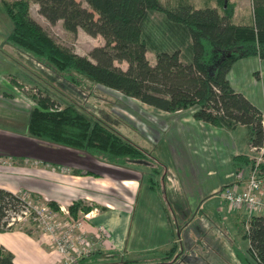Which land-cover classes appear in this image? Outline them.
<instances>
[{
	"label": "trees",
	"instance_id": "obj_1",
	"mask_svg": "<svg viewBox=\"0 0 264 264\" xmlns=\"http://www.w3.org/2000/svg\"><path fill=\"white\" fill-rule=\"evenodd\" d=\"M0 0L12 23L6 39L35 59L61 72L76 86L97 83L157 109L175 112L192 109L196 120L233 129L244 126L249 134V149L264 142L262 112L243 94L235 91L227 78L238 59L258 56L264 59V0H252V20L235 23L237 4L230 0H211L196 7L192 0ZM31 4L45 20H61L67 32L81 29L103 43L87 54H79L58 43L30 14ZM157 14L158 20L153 19ZM148 53L152 54L151 62ZM125 63V66L119 64ZM258 76V74H256ZM35 80V79H34ZM30 97L35 100L28 116L30 137L87 152L103 163L126 166L130 161H151L149 153L123 138L113 127H106L78 109L74 103L53 98L36 83ZM149 160V161H148ZM236 165L254 160L242 154L233 157ZM264 169V165L261 166ZM250 169V170H249ZM74 174L80 173L72 170ZM160 170L151 169L157 176ZM151 186L157 188L158 178ZM30 195V194H29ZM35 202L59 211V205L33 194ZM24 204L19 194L0 188V233L23 230L31 236L35 224L29 217L25 228L9 214ZM94 206L83 201L67 208L89 212ZM247 212V213H246ZM239 222L246 251H236L243 264H264V210L249 213ZM176 250L174 243L166 254ZM93 254L79 258L83 264ZM167 258V256H166ZM0 264H14L12 253L0 246Z\"/></svg>",
	"mask_w": 264,
	"mask_h": 264
},
{
	"label": "crops",
	"instance_id": "obj_2",
	"mask_svg": "<svg viewBox=\"0 0 264 264\" xmlns=\"http://www.w3.org/2000/svg\"><path fill=\"white\" fill-rule=\"evenodd\" d=\"M6 37L5 33L0 35V119L12 117L21 122V114H26L28 121L35 100L15 88L21 90L23 84L36 81L37 75L25 72L27 66L18 63L16 52H7ZM149 59L154 61L153 56ZM227 78L235 91L264 114V59L249 56L236 60ZM137 105L135 114L129 112L127 123L140 133L151 161L111 165L84 151L0 129V188L14 194H36L63 207L77 200L97 207L99 213L84 218L82 229L91 236L101 233L100 228L106 231L105 244L98 246L101 249L131 255L172 247L179 238V222L188 225L207 206L214 208L217 199L213 212L225 209L220 191L235 181L237 172L246 174L250 165H236L233 160L234 156L250 154L249 134L244 126L228 129L196 120L190 108L167 112L139 100ZM154 168L160 170L157 176L151 173ZM152 175L159 180L157 188L151 186ZM246 210H227L233 213L241 235L238 222ZM50 238L9 230L0 233V246L12 253L14 264H58L62 256Z\"/></svg>",
	"mask_w": 264,
	"mask_h": 264
},
{
	"label": "rangeland",
	"instance_id": "obj_3",
	"mask_svg": "<svg viewBox=\"0 0 264 264\" xmlns=\"http://www.w3.org/2000/svg\"><path fill=\"white\" fill-rule=\"evenodd\" d=\"M77 1H80L83 6H87L84 0ZM158 1L163 3L167 0ZM176 1L177 0H172L171 2L175 3ZM192 1L195 3L196 7H202L207 3H209L208 6L215 5L214 2L210 3L211 0ZM230 1L235 2L239 7V9L237 8V13L233 21L235 23H249L252 20V12L250 9L252 8V0ZM30 14L58 43L71 48L79 54L88 55L89 51L94 46L103 43L101 37H92L83 31H81V34L67 32L63 29L61 21H57L55 24L49 23L39 14L36 4H31ZM158 17L157 14L153 15L155 21L158 20ZM3 24L5 29L2 28ZM11 28V20L0 3V35L5 33L7 36ZM4 43V48H6L7 52L12 54L16 52L15 56L19 59L18 63L21 66L22 64L27 66L25 72L30 75H37V84L45 90L47 88L49 94L53 98L55 97L59 101L66 100L74 103L78 109L88 114L93 120L100 122L106 127H113L123 138L131 141L135 139V144L144 149L146 144L143 142L140 133L136 132L135 129L127 123V117L130 118L128 116L129 112L131 111L135 114V109L138 106L137 100L97 83H91L89 86L73 85L66 80L61 72L41 63L32 55L6 41V39H4ZM148 56L151 57L152 55L149 53ZM119 65L124 67L125 63ZM24 85L30 86L27 83ZM16 92L20 93V90L16 89ZM30 93H32L31 86L29 91L24 94L30 96ZM34 104L36 105V103ZM192 109H194V107ZM138 114L141 115V113ZM15 115L19 116V113L15 112ZM10 116H13V113ZM21 117V122L12 117L11 119H0V129L18 137H29L27 132V115L21 114ZM134 122L136 127L141 130L136 121ZM22 147H26L27 151H29V147L24 145ZM10 149L14 151L15 147L12 146ZM16 157L21 156L17 155ZM128 174L130 175V173ZM27 197H29L31 201H34L31 195H27ZM217 202L218 199L216 200L214 208H209L207 206L204 213L188 225V222L185 221L178 223L179 238L175 232V236L178 239L175 242L176 250L170 255L166 253L169 252L171 246L165 250L131 255L123 253L124 251L118 252L115 249H101L98 247L99 244H105L103 241L105 239L101 233L97 232L96 235L91 236L81 227L91 243L90 250L92 253L90 254H93L92 257L84 261L83 264H243L237 257L236 251L245 252L247 241L243 239L242 235L238 232L237 226L233 221V213L227 211L231 210L230 206L226 205L224 207L225 209L220 213L217 211L213 212V210H216L218 207ZM21 209L22 206L17 209H11L12 211H9V214L13 215L19 222V227L24 229L26 226L25 223L31 215L24 217L21 213ZM26 224L30 225L28 223ZM30 226L36 228L33 229V234H44L37 225L31 224Z\"/></svg>",
	"mask_w": 264,
	"mask_h": 264
},
{
	"label": "built area",
	"instance_id": "obj_4",
	"mask_svg": "<svg viewBox=\"0 0 264 264\" xmlns=\"http://www.w3.org/2000/svg\"><path fill=\"white\" fill-rule=\"evenodd\" d=\"M21 87L20 93L30 88L24 84ZM261 125L264 128V114ZM249 157L254 160V164L247 177L244 172H237L235 181L222 188L220 197L231 208L245 207L249 213H254L264 210V169L261 168L264 165V142L261 146H252ZM27 195L26 192L20 194L24 201L21 213L24 217L31 215L39 229L51 236L52 247L62 256L58 264H76L79 258L92 253L91 243L81 227L83 218L88 219L99 213L97 207L87 213L78 212V217H74L68 208L60 206L59 211H54L46 204L31 201ZM100 231L103 238L107 237L106 231L102 228Z\"/></svg>",
	"mask_w": 264,
	"mask_h": 264
}]
</instances>
